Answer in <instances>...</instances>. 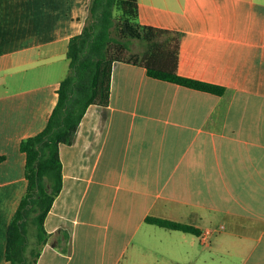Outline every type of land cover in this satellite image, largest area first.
<instances>
[{
	"label": "crops",
	"instance_id": "crops-1",
	"mask_svg": "<svg viewBox=\"0 0 264 264\" xmlns=\"http://www.w3.org/2000/svg\"><path fill=\"white\" fill-rule=\"evenodd\" d=\"M89 2L0 0V264L27 188L20 141L47 123ZM138 10L141 24L181 32L179 74L227 91L115 62L108 105H89L59 145L62 187L36 264H264V0H138ZM147 215L218 234L204 242Z\"/></svg>",
	"mask_w": 264,
	"mask_h": 264
},
{
	"label": "trees",
	"instance_id": "trees-1",
	"mask_svg": "<svg viewBox=\"0 0 264 264\" xmlns=\"http://www.w3.org/2000/svg\"><path fill=\"white\" fill-rule=\"evenodd\" d=\"M138 11V0H90L81 32L69 38L68 73L60 81L47 123L19 144L25 154L27 188L7 226L5 257L10 264H36L49 238L44 219L62 187L59 145L73 142L89 105H108L115 62L142 66L151 77L190 88L218 95L227 91L222 85L179 74L181 32L141 24ZM132 40L141 41L144 49L129 52ZM145 220L201 235V230L189 223L152 215ZM62 238L70 239L67 230L62 231Z\"/></svg>",
	"mask_w": 264,
	"mask_h": 264
},
{
	"label": "rangeland",
	"instance_id": "rangeland-1",
	"mask_svg": "<svg viewBox=\"0 0 264 264\" xmlns=\"http://www.w3.org/2000/svg\"><path fill=\"white\" fill-rule=\"evenodd\" d=\"M143 49H144V44L141 41L132 40L129 43V52H141ZM67 72H68V66L66 67V72L64 75H66ZM215 234H218V232L212 230V233L209 235V239H211Z\"/></svg>",
	"mask_w": 264,
	"mask_h": 264
},
{
	"label": "built area",
	"instance_id": "built-area-1",
	"mask_svg": "<svg viewBox=\"0 0 264 264\" xmlns=\"http://www.w3.org/2000/svg\"><path fill=\"white\" fill-rule=\"evenodd\" d=\"M210 234H211V230L210 229L205 230L204 232H202L201 233L202 241H204V242L207 241Z\"/></svg>",
	"mask_w": 264,
	"mask_h": 264
}]
</instances>
